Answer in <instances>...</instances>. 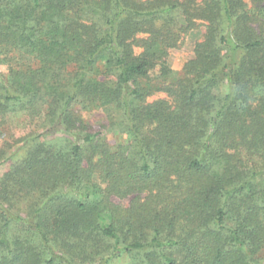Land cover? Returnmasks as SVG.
<instances>
[{
  "label": "trees",
  "instance_id": "trees-1",
  "mask_svg": "<svg viewBox=\"0 0 264 264\" xmlns=\"http://www.w3.org/2000/svg\"><path fill=\"white\" fill-rule=\"evenodd\" d=\"M0 65V264H264V0H0Z\"/></svg>",
  "mask_w": 264,
  "mask_h": 264
},
{
  "label": "rangeland",
  "instance_id": "rangeland-1",
  "mask_svg": "<svg viewBox=\"0 0 264 264\" xmlns=\"http://www.w3.org/2000/svg\"><path fill=\"white\" fill-rule=\"evenodd\" d=\"M204 30L203 28L199 27L195 30H192L188 32L183 41L182 45L179 49H174L169 52L168 58H167V64L169 68L176 74H180L183 65L193 56V50L195 47V44L201 39L202 34ZM0 74H7V67L5 65H0ZM156 98V97H154ZM152 97V99H154ZM82 116L84 120L91 124V125H98L100 122H104L105 115L101 112H91V113H82ZM32 127H23L21 125V122L16 120L14 124L12 125V134L14 137H20L21 134L26 133L28 130H31ZM7 130L6 126L0 127V147L3 146L4 138L9 136V130L7 133L5 131ZM107 141L111 146H114L118 144L119 142L123 141L125 139L124 136H117L111 133H108ZM9 169V164L4 163L0 166V176H2L5 172H7ZM126 203V202H125ZM263 257V254H260L258 256V262L261 261ZM112 264H125L124 259L115 260Z\"/></svg>",
  "mask_w": 264,
  "mask_h": 264
}]
</instances>
